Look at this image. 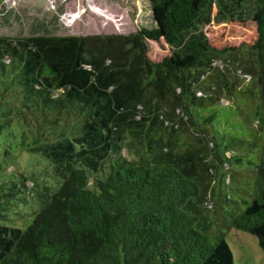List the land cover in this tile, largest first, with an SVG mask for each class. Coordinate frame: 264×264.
<instances>
[{
  "label": "trees",
  "instance_id": "obj_1",
  "mask_svg": "<svg viewBox=\"0 0 264 264\" xmlns=\"http://www.w3.org/2000/svg\"><path fill=\"white\" fill-rule=\"evenodd\" d=\"M146 3L151 23L129 34L54 33L57 13L0 36V264H235L232 229L264 251V0ZM248 20L251 45L205 32ZM22 204L33 218L14 223Z\"/></svg>",
  "mask_w": 264,
  "mask_h": 264
},
{
  "label": "rangeland",
  "instance_id": "obj_2",
  "mask_svg": "<svg viewBox=\"0 0 264 264\" xmlns=\"http://www.w3.org/2000/svg\"><path fill=\"white\" fill-rule=\"evenodd\" d=\"M57 13L61 14L58 22H49L45 27L58 34H129L139 25H149L152 18L146 0H0V36L22 37L43 32L42 23ZM205 32L210 42L220 48L251 45L258 38L253 20L212 22ZM170 53L171 47L165 40L149 41V56L153 60L160 61ZM15 154L14 161L22 171L39 183L55 184L56 178L46 161L24 149H17ZM32 185L28 182L29 187ZM13 208L5 213L14 223L23 224L32 213V207L24 204ZM227 242L235 264H264V251L256 236L232 229Z\"/></svg>",
  "mask_w": 264,
  "mask_h": 264
}]
</instances>
